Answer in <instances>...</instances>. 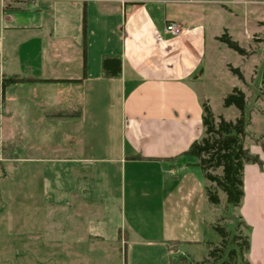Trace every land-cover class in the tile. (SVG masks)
<instances>
[{
	"label": "crops",
	"instance_id": "crops-1",
	"mask_svg": "<svg viewBox=\"0 0 264 264\" xmlns=\"http://www.w3.org/2000/svg\"><path fill=\"white\" fill-rule=\"evenodd\" d=\"M11 1L2 9L9 14L0 13L4 138L16 140L21 119L63 125L64 139L50 147L59 153L37 159L45 164L42 204L62 211L87 199L75 211L87 214L85 227L71 229L81 228L78 237L58 241L38 264H173L174 254L187 255L183 246L204 244L203 214L212 204L201 168L183 154L202 134L203 27L168 16L160 0ZM170 21L181 25L179 34L165 30ZM104 56L120 58L118 76L102 75ZM11 75L33 80L2 88ZM249 149L264 159L259 145ZM79 174L91 178L82 192ZM243 192L237 216L250 227L245 256L264 264V165L262 172L244 165ZM169 241L181 242L176 252Z\"/></svg>",
	"mask_w": 264,
	"mask_h": 264
},
{
	"label": "rangeland",
	"instance_id": "rangeland-1",
	"mask_svg": "<svg viewBox=\"0 0 264 264\" xmlns=\"http://www.w3.org/2000/svg\"><path fill=\"white\" fill-rule=\"evenodd\" d=\"M151 4L153 0H148ZM40 2H47L40 0ZM166 7L168 16H175L186 25H201L205 33V56L203 60L204 79L197 83L199 93L209 104L215 117L221 115L233 120L238 111L234 106H225L224 98L233 87L240 88L245 94V118L249 120L247 129L254 137H262L264 143V0H160ZM149 3V4H150ZM12 5L11 0H0V13L4 7ZM9 14L10 10L4 11ZM174 13V14H173ZM230 38L246 51L239 54L224 42L217 39L222 34ZM229 65L240 69L243 79H239L229 69ZM5 109L0 107V112ZM38 115L39 109H31ZM22 124L14 125L18 134L9 144L4 138L7 125L0 121V264H38L39 255L50 250L61 239L71 240L78 237L85 227L87 214H77L76 210L86 207L85 197L72 201L71 206L60 211L52 210L42 204L44 163L37 159L59 153L51 149L64 139L63 125L47 124L44 119H21ZM32 124H31V123ZM20 132V134H19ZM76 133V132H74ZM19 137V138H18ZM77 141V136L75 137ZM66 141L64 142V144ZM255 143L245 139L250 147ZM262 149V148H261ZM76 152V144L72 153ZM264 153V150L262 149ZM71 153V151H70ZM253 153V152H251ZM262 166L256 164L259 171ZM11 155V156H10ZM16 157V158H13ZM47 173H45V182ZM85 188L90 182L86 177ZM220 203L209 205L204 211L205 223L203 241L198 247H186L187 255H173V264H212L206 242L220 241L214 230V222L223 223L231 233L237 231L246 234L248 230L238 225V209L226 203L225 195L219 191ZM86 215V216H85ZM60 225L63 228H60ZM78 226V227H77ZM250 228V227H249ZM68 231V232H67ZM75 232V236H73ZM77 234V235H76ZM77 245H84L75 241ZM40 247V248H39ZM40 250L32 253V249ZM206 259V260H204Z\"/></svg>",
	"mask_w": 264,
	"mask_h": 264
},
{
	"label": "trees",
	"instance_id": "trees-1",
	"mask_svg": "<svg viewBox=\"0 0 264 264\" xmlns=\"http://www.w3.org/2000/svg\"><path fill=\"white\" fill-rule=\"evenodd\" d=\"M228 47L232 48L239 54L246 55V51L241 48L237 42L233 41L226 33L217 37ZM86 11L83 9L82 15V68L83 76H85L86 63ZM231 72L239 79H243V75L239 68L229 65ZM121 71V62L119 57L104 56L101 61V72L105 77L118 76ZM33 80L19 75L3 76L1 79V87L7 85L21 83ZM262 82L264 83V76ZM245 94L238 88L233 87L232 91L224 98L225 106H234L238 115L233 120H227L219 115L215 117L209 104L206 101L201 102L202 106V134L194 140L183 154L195 158V164L201 168L205 185L204 195L207 203L217 205L220 203L219 191L225 195L227 204L238 207L243 198V169L246 163L252 162L262 166V160L258 155L251 153L248 146L245 145V139L251 138L255 143L261 145L264 150V143L260 137H254L247 129L249 120L245 118ZM75 115V114H74ZM81 116V112H79ZM91 183V178L87 175L79 174L77 176V188L80 187L85 178ZM85 186L82 187L84 191ZM238 225H243L246 230L249 227L238 218ZM214 230L219 234L220 241L206 242L210 248L207 260L212 264H249L246 253L249 249V237L234 229V232L227 230L223 223L214 222L212 224ZM181 242L169 241L168 248L172 252H176ZM183 258V257H182ZM184 259V258H183ZM206 260V259H204ZM175 257H171V263H174ZM188 264H192L188 262ZM201 264V263H200Z\"/></svg>",
	"mask_w": 264,
	"mask_h": 264
},
{
	"label": "built area",
	"instance_id": "built-area-1",
	"mask_svg": "<svg viewBox=\"0 0 264 264\" xmlns=\"http://www.w3.org/2000/svg\"><path fill=\"white\" fill-rule=\"evenodd\" d=\"M165 30L172 35H177L182 31V27L177 22L170 21L165 24Z\"/></svg>",
	"mask_w": 264,
	"mask_h": 264
}]
</instances>
